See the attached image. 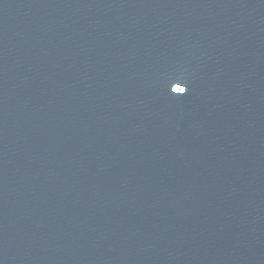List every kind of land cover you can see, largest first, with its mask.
I'll use <instances>...</instances> for the list:
<instances>
[{
	"label": "water",
	"instance_id": "1",
	"mask_svg": "<svg viewBox=\"0 0 264 264\" xmlns=\"http://www.w3.org/2000/svg\"><path fill=\"white\" fill-rule=\"evenodd\" d=\"M0 264H264V0H0Z\"/></svg>",
	"mask_w": 264,
	"mask_h": 264
}]
</instances>
